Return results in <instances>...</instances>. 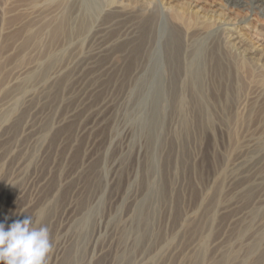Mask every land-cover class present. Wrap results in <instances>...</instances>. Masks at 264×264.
Returning a JSON list of instances; mask_svg holds the SVG:
<instances>
[{"label":"rangeland","instance_id":"1","mask_svg":"<svg viewBox=\"0 0 264 264\" xmlns=\"http://www.w3.org/2000/svg\"><path fill=\"white\" fill-rule=\"evenodd\" d=\"M249 4L264 22L258 1L232 10ZM94 29L56 61L0 44V224L47 227L49 264H264V87L210 73L212 122L190 103L185 128L164 15L142 61L125 44L140 28Z\"/></svg>","mask_w":264,"mask_h":264},{"label":"bare ground","instance_id":"2","mask_svg":"<svg viewBox=\"0 0 264 264\" xmlns=\"http://www.w3.org/2000/svg\"><path fill=\"white\" fill-rule=\"evenodd\" d=\"M226 1L225 5H220L209 0H0V44L9 43L12 50L24 59L56 61L64 54L57 50L62 42L72 36L85 35L94 29L96 20H101L102 23H97L94 29L97 32L100 29L118 35L124 29L140 28L139 34L134 31L133 37L125 40V44L127 49L129 44H134V47H130L131 52L142 61L146 56L143 47L155 38L153 30L158 17L163 14L170 24L168 54L173 57L171 61L177 74L172 87H180L182 93L187 89L192 97L189 100L180 94L175 96L172 104L185 128L191 122L186 113L190 103L196 106L198 119L204 118L210 124L211 111L207 105V86L204 83L207 75L211 73L216 76L214 80L223 83L233 81L234 76L238 79L239 75L248 74L250 88L264 87V22L254 16L255 7L252 8V4H249V11L254 14L247 13L245 17L232 10L233 7H241L244 0ZM255 1L260 2L257 7L262 9L259 13L264 15V0ZM209 39L212 45L206 51L205 43ZM190 44H193V48ZM183 59L189 63L183 66ZM237 79L239 87L236 89L241 91L240 87H244ZM224 258L216 264H228L230 257Z\"/></svg>","mask_w":264,"mask_h":264},{"label":"clouds","instance_id":"3","mask_svg":"<svg viewBox=\"0 0 264 264\" xmlns=\"http://www.w3.org/2000/svg\"><path fill=\"white\" fill-rule=\"evenodd\" d=\"M53 245L47 227L31 217L15 221L5 230L0 224V264H49Z\"/></svg>","mask_w":264,"mask_h":264}]
</instances>
